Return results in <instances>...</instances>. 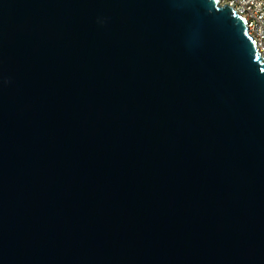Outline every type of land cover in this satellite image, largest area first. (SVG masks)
<instances>
[{"label":"water","instance_id":"water-1","mask_svg":"<svg viewBox=\"0 0 264 264\" xmlns=\"http://www.w3.org/2000/svg\"><path fill=\"white\" fill-rule=\"evenodd\" d=\"M0 264H264V60L219 0H0Z\"/></svg>","mask_w":264,"mask_h":264},{"label":"built area","instance_id":"built-area-1","mask_svg":"<svg viewBox=\"0 0 264 264\" xmlns=\"http://www.w3.org/2000/svg\"><path fill=\"white\" fill-rule=\"evenodd\" d=\"M223 6H229L233 9V3H240V10H235L247 22L248 35L254 39L250 33V25L258 26V35L264 37V13H261V7L253 0H219ZM264 60V49H257Z\"/></svg>","mask_w":264,"mask_h":264},{"label":"bare ground","instance_id":"bare-ground-1","mask_svg":"<svg viewBox=\"0 0 264 264\" xmlns=\"http://www.w3.org/2000/svg\"><path fill=\"white\" fill-rule=\"evenodd\" d=\"M259 7H261V13H264V0H253ZM233 10H240V3H233ZM250 33L254 35L257 49H264V37L258 35V26L250 25Z\"/></svg>","mask_w":264,"mask_h":264}]
</instances>
